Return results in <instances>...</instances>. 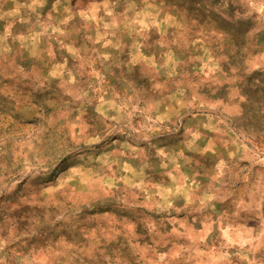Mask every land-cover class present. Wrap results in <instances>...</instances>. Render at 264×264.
<instances>
[{"label": "rangeland", "instance_id": "1", "mask_svg": "<svg viewBox=\"0 0 264 264\" xmlns=\"http://www.w3.org/2000/svg\"><path fill=\"white\" fill-rule=\"evenodd\" d=\"M0 264H264V0H0Z\"/></svg>", "mask_w": 264, "mask_h": 264}]
</instances>
